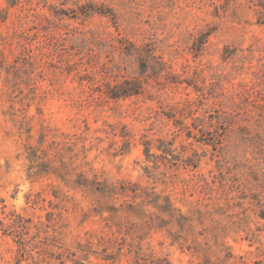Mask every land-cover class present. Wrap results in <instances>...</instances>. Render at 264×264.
I'll use <instances>...</instances> for the list:
<instances>
[{
	"label": "rangeland",
	"instance_id": "rangeland-1",
	"mask_svg": "<svg viewBox=\"0 0 264 264\" xmlns=\"http://www.w3.org/2000/svg\"><path fill=\"white\" fill-rule=\"evenodd\" d=\"M19 1L0 21V264L16 260L12 213L38 234L22 264H73L78 244L95 264H264V0ZM87 1L115 19L50 10ZM131 41L177 82L106 100L99 83L146 76L118 48Z\"/></svg>",
	"mask_w": 264,
	"mask_h": 264
},
{
	"label": "trees",
	"instance_id": "trees-1",
	"mask_svg": "<svg viewBox=\"0 0 264 264\" xmlns=\"http://www.w3.org/2000/svg\"><path fill=\"white\" fill-rule=\"evenodd\" d=\"M7 1V8H4L2 12H0V21L3 22L7 20L8 17V8L13 7L17 5L20 1L19 0H6ZM61 4H64L62 2ZM261 7L264 8V2H260L259 4ZM50 10L54 12V14L59 17L60 19L64 18H71V19H82L85 20L92 16L93 14H100L104 16H111L112 19H115V14L112 11L111 8L103 5V4H97L93 1H87L85 3L77 4L75 7H59L55 8L54 6H50ZM52 38V36H50ZM203 42V41H201ZM120 44L118 46L120 52H122L125 56H135L136 60L140 63L142 72L146 73L144 78L140 77H124L120 81L113 82L112 80H107L105 82L99 83L98 86H96V90L102 94L103 97L106 100H120V99H125V98H130L132 96H138L144 93V84L149 81V79H154L158 85H164L166 82L168 83H175L177 82V79L175 78L174 73H172L169 70L168 63L164 61L162 56L158 54L155 50V47L153 46L152 43L146 42L143 43L142 45H137L134 42H129L128 45ZM33 58V57H31ZM28 58V59H31ZM71 65V64H70ZM71 68V66H69ZM82 80L86 79L88 80V77L84 74L81 78ZM163 80V81H162ZM159 81H162L161 83ZM190 84V83H189ZM201 131L202 135L206 133V129H199ZM187 135L189 137H193L196 141L198 142H203L206 144H212L216 145L219 142H207L202 136H197L196 134H193L191 130H187ZM219 141V139H217ZM144 145V151L145 154L148 157L153 156L154 154L151 152V141L150 140H144L143 142ZM168 144H172L171 142L162 144L160 146H157L159 150H162L163 153L165 154H170V146ZM33 156L34 158H31ZM30 160L35 161L36 153L33 151L31 153ZM82 181H85L82 178ZM91 182H96V181H91ZM98 186H96V189ZM146 204H151L153 207L157 208L159 211L167 213L170 215V218L174 219L178 225L183 228L187 221L188 218L184 216L183 214H180L179 217H174L176 207H174V204L169 196H163V197H156L155 199H152ZM13 215L16 216V218L19 219V222H14V223H9L7 226H14L19 229L16 230V236H17V255H16V260L15 264H22V261L25 259H28L30 254H29V248L28 246L32 245L34 247H37V242H31L35 240L36 237H38V234L33 235L30 239H26L25 235L28 234L30 230V226L28 225L27 222L30 223V220L24 219L23 216L20 214L12 213ZM164 222V219L161 220ZM165 223V222H164ZM2 224H4L2 222ZM40 240H38L39 243ZM79 247L78 249L83 252V255L80 256V259L76 258H71L73 261V264H95L92 263L89 259V254L94 253L93 250L89 247L90 245H85L89 247V249L86 248H81L82 244H78ZM61 255V254H60ZM72 255H76V252L72 253ZM81 259L87 260V263H84L81 261ZM105 263L108 264H116V258L107 254L102 258ZM163 262V261H162ZM164 263V262H163ZM136 264H140L139 261L136 262ZM164 264H169L168 262H165ZM201 264H229L225 261L223 262H213L211 259L206 258L205 261Z\"/></svg>",
	"mask_w": 264,
	"mask_h": 264
}]
</instances>
